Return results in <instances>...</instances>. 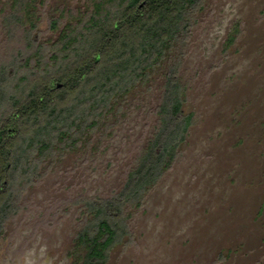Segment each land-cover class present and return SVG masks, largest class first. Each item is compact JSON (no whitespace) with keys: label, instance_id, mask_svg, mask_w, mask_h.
Segmentation results:
<instances>
[{"label":"rangeland","instance_id":"obj_1","mask_svg":"<svg viewBox=\"0 0 264 264\" xmlns=\"http://www.w3.org/2000/svg\"><path fill=\"white\" fill-rule=\"evenodd\" d=\"M14 3L0 0V65L27 50L32 23L33 38L48 47L96 2L32 0L33 22L10 31L4 17ZM193 22L179 68L184 109L193 114L189 136L132 213L133 240L107 264H264V0H203ZM168 64L115 105L101 124L107 132L43 162L5 224L0 264H82L80 201L109 197L125 183L155 132Z\"/></svg>","mask_w":264,"mask_h":264},{"label":"trees","instance_id":"obj_2","mask_svg":"<svg viewBox=\"0 0 264 264\" xmlns=\"http://www.w3.org/2000/svg\"><path fill=\"white\" fill-rule=\"evenodd\" d=\"M31 1L15 0L13 13L4 17L10 31L33 22ZM94 1L48 47L33 38L32 23L27 50L0 65V236L22 190L41 178L43 162L64 156L104 126L107 132L109 124H101L115 105L147 84L167 59L148 146L120 190L80 201L87 214L76 236L85 251L82 264H107L117 246L133 240L132 213L145 207L189 136L193 114L184 109L187 91L179 68L203 0Z\"/></svg>","mask_w":264,"mask_h":264}]
</instances>
